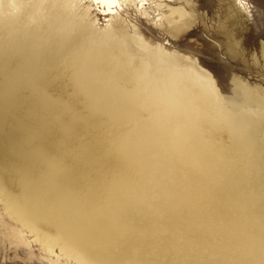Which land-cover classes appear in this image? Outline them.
I'll return each mask as SVG.
<instances>
[{"label": "bare ground", "instance_id": "bare-ground-1", "mask_svg": "<svg viewBox=\"0 0 264 264\" xmlns=\"http://www.w3.org/2000/svg\"><path fill=\"white\" fill-rule=\"evenodd\" d=\"M162 4L0 0V35H6L0 41V123L8 107L16 110L23 90L38 96L42 105L54 100L42 62L45 53L58 49L62 62L75 69L74 87L96 114L109 118L107 129L132 122L120 152L138 171L135 180H121L113 188L107 209L88 213L82 199L71 201L59 179L66 171L64 163L43 146L23 147L18 153L41 169H23L18 195H7L10 207L19 217L26 210L34 222L55 228L53 236L35 228V237L48 247L73 248L98 264H169V256L175 264H264V170L263 162L252 155L262 152L253 139L254 124L227 116L211 101L214 85L197 59L146 40L120 13L131 7L147 16L149 7L157 11L152 20L159 25L188 26L184 6L165 4L164 12ZM97 12L109 16L105 24H97ZM133 56L140 61L136 69L130 65ZM111 58L118 70L100 73L102 62ZM130 76L135 87L126 91L117 77ZM5 101L10 105L3 106ZM136 102L146 118L136 116ZM31 106L28 103L25 111ZM18 120L14 117L10 127H19ZM221 128L227 146L204 141V132ZM22 131L21 145L41 133L38 128ZM147 173L156 179L150 192L139 185ZM37 179L42 181L38 185ZM153 221L165 234H154ZM114 231L123 236L116 251L111 248Z\"/></svg>", "mask_w": 264, "mask_h": 264}, {"label": "rangeland", "instance_id": "rangeland-1", "mask_svg": "<svg viewBox=\"0 0 264 264\" xmlns=\"http://www.w3.org/2000/svg\"><path fill=\"white\" fill-rule=\"evenodd\" d=\"M240 1L162 0L160 8L164 12L167 10L165 4L184 6L188 26L174 27L167 22L159 25L152 20L157 11L149 7L145 8L149 13L147 16L131 7H123L120 13L126 22L128 20V25L133 23L137 26L146 40L168 51L175 50L197 59L213 82L211 101L217 103L227 116L244 118L254 124L253 139L262 152L252 155L258 156L259 162L264 164V0ZM96 17L97 24L103 25L109 16L97 12ZM174 18L177 20L178 16L174 14ZM5 36L0 35V41ZM60 55L58 49H54L45 53L42 62L47 70L46 86L54 100L42 105L38 96L23 90L17 96L16 110L8 107L4 122L0 123V264H98L73 248L69 251V247L62 250L56 245L48 247L35 237V228L51 236L56 235L55 228H48L43 222H34L27 216L26 210H21L22 217L12 211L7 195H18L23 169H41L40 165L26 161L18 150L43 146L50 156L64 163L66 171L59 174V179L70 193L71 201L82 199L84 210L88 213L107 209L110 205L108 196L119 181L135 180L138 174L120 152L121 143L132 130V122L119 124L114 130L107 129L109 118L96 114L93 105L74 87L72 76L75 69L62 62ZM2 58L0 49V85L4 79ZM130 63L131 67L138 68L139 58L133 56ZM117 65L114 58L107 59L100 65L99 72L108 74L110 70L115 71ZM117 79L126 91L135 87L133 76ZM28 103H32V109L25 111ZM8 105L5 101L3 106ZM139 105L137 102L134 104L135 114L144 119L147 113L140 110ZM14 117H19L20 126L17 128L9 125ZM22 127L38 128L41 133L38 137L26 139L21 145L18 140H22L24 135ZM46 134L49 135L45 137ZM203 138L224 147L229 140L222 128L211 134L204 132ZM148 174L139 180V185L146 186L142 188H148L146 191L150 192L155 189L156 179ZM41 182L37 179L36 184ZM108 187H111L109 191ZM151 229L156 235L158 231L161 235L165 234L156 221H153ZM261 230L264 235V224ZM122 240V234L114 231L111 248L116 251ZM168 260L169 264H175L172 257L169 256Z\"/></svg>", "mask_w": 264, "mask_h": 264}, {"label": "snow or ice", "instance_id": "snow-or-ice-1", "mask_svg": "<svg viewBox=\"0 0 264 264\" xmlns=\"http://www.w3.org/2000/svg\"><path fill=\"white\" fill-rule=\"evenodd\" d=\"M97 2H100V0H97ZM106 2H107V0H106Z\"/></svg>", "mask_w": 264, "mask_h": 264}]
</instances>
